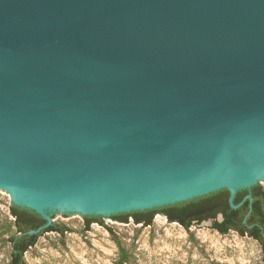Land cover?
Segmentation results:
<instances>
[{
    "label": "water",
    "instance_id": "95a60500",
    "mask_svg": "<svg viewBox=\"0 0 264 264\" xmlns=\"http://www.w3.org/2000/svg\"><path fill=\"white\" fill-rule=\"evenodd\" d=\"M257 183L264 0H0V192L30 233Z\"/></svg>",
    "mask_w": 264,
    "mask_h": 264
},
{
    "label": "rangeland",
    "instance_id": "374dc122",
    "mask_svg": "<svg viewBox=\"0 0 264 264\" xmlns=\"http://www.w3.org/2000/svg\"><path fill=\"white\" fill-rule=\"evenodd\" d=\"M11 202L9 192H0V264H8L10 258L3 222L9 216ZM52 216L69 231L64 236L53 231L40 236L24 255L26 264H116L119 247L104 226L94 222L85 229L79 212L58 210ZM104 221L126 250L124 264H262L258 241L236 231L222 234L205 223L186 229L162 214H157L148 226L132 219L119 222L109 216Z\"/></svg>",
    "mask_w": 264,
    "mask_h": 264
},
{
    "label": "trees",
    "instance_id": "16d2710c",
    "mask_svg": "<svg viewBox=\"0 0 264 264\" xmlns=\"http://www.w3.org/2000/svg\"><path fill=\"white\" fill-rule=\"evenodd\" d=\"M231 192L224 187L219 190L197 196L182 202L159 207L112 214L109 218L127 223L132 219L135 223L145 226L153 223L157 214L164 215L168 221L177 222L189 229L200 225L205 220H211V227L222 234L236 231L240 235L250 236L260 244L262 264H264V188L260 183L238 189L232 206ZM8 214L3 222L4 241L10 246L8 264H26L24 255L33 247L40 236L46 232H56L64 236L69 228L57 222L43 227L40 231L30 233L47 224L48 220L34 209L11 202ZM221 215V219H219ZM53 218V216L51 215ZM85 229L94 222L104 226L112 235L119 247V259L116 264H124L127 254L114 229L105 224L102 215H83Z\"/></svg>",
    "mask_w": 264,
    "mask_h": 264
}]
</instances>
